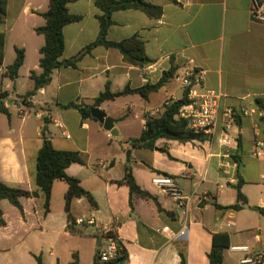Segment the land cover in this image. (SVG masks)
Here are the masks:
<instances>
[{
  "label": "crops",
  "instance_id": "obj_1",
  "mask_svg": "<svg viewBox=\"0 0 264 264\" xmlns=\"http://www.w3.org/2000/svg\"><path fill=\"white\" fill-rule=\"evenodd\" d=\"M96 1L75 0L67 5L69 13L80 16L81 20L63 29L62 59L75 56L97 40L98 16L102 12ZM147 1L162 8L161 17L150 18L139 9L116 11L112 14L107 40L120 42L139 36L153 64L144 68L131 66L117 49L100 45L84 56L77 68L54 70L50 84L29 97L26 105L14 94L21 72L30 79L27 93L34 87L31 72L37 75L42 72L40 48L45 39L35 30L45 25L41 14L48 10L49 0H7L6 18L0 24L5 35L4 55L9 44L25 53L15 81L6 76L10 65L4 64L5 56L0 64V93H8L5 105L9 115L13 104L24 107L20 114L26 121L32 117L30 109H33L45 124L43 137L55 149L83 155L85 163L72 164L66 172L79 180L98 207L92 208L84 197L73 200L71 213L75 228L81 232L75 234L68 230L65 212L68 185L64 181L54 182L48 213L43 193L36 198H21L22 209L2 200L0 264H37L36 256L41 257L42 264H70L75 253L79 264H94L98 251L109 243L102 236V228L113 229L125 249L124 264H182V255L186 264H209L213 238L220 234L228 236L223 264H264V216L258 211L259 207L264 208V174L260 167L241 170L243 159L251 164L254 159L264 162L263 113L255 105L256 99L264 101V21L252 14L253 0ZM29 54L36 57L29 60ZM172 62L179 67L170 79L176 80L174 89L168 88L169 80L147 100L138 94H128L98 106L106 112L104 106L117 101L119 114L117 118L111 116L117 137L111 136L95 119L83 120L78 110L60 107L72 102L92 105L107 83L113 93L126 87L137 89L156 84ZM191 70L202 74L205 89L225 96L223 107L240 113V125L229 133L233 140L227 147L222 146L219 130L216 138L205 142L182 144L160 139L153 150L132 147L128 141L141 135L149 115L157 116L164 104L182 98L185 90L182 78ZM178 93L182 94L179 98ZM125 110L126 114H120ZM129 113L134 115L133 124L139 122L141 127L138 136L125 133L130 124ZM58 119L63 121L58 123L62 125L59 128L63 138L47 136L51 124ZM37 129H42L41 124ZM104 132L107 138L127 143L125 151L127 154L130 151L129 160L123 162L121 156L103 152ZM41 147L40 142H35L31 152L28 151L24 137L17 140L15 130L0 135V181L10 187L35 190ZM228 148L239 162L234 156L223 158ZM127 168L131 169L136 183L155 199L132 197L131 200L129 188L116 183L124 178ZM158 176L172 178L185 195L193 196L188 219L154 185L153 180ZM239 177L244 181L241 191L248 200L247 206L239 211L217 208L215 205L228 207L237 202ZM89 220H94L95 225H89Z\"/></svg>",
  "mask_w": 264,
  "mask_h": 264
},
{
  "label": "trees",
  "instance_id": "obj_2",
  "mask_svg": "<svg viewBox=\"0 0 264 264\" xmlns=\"http://www.w3.org/2000/svg\"><path fill=\"white\" fill-rule=\"evenodd\" d=\"M75 0H49L48 10L41 14L45 19V25L36 28V33L42 35L45 39L44 45L40 48V68L41 74L37 75L34 71L31 72L30 78L33 81V90L27 93L25 100L34 96L38 90L50 84L53 72L56 69L63 67L77 68L78 63L84 56L90 54L97 46H105L106 48L117 49L123 56L125 63L144 68L154 63L145 53V45L139 36H133L120 42H111L107 40V33L110 26L113 24L112 14L116 11L127 9L142 10L148 17L157 19L162 15V8L149 3L147 0H97L96 6L101 10L102 14L98 16L100 23V32L97 40L75 56L69 59H62L65 50V39L63 29L66 25L78 22L80 16H75L69 13L67 5ZM263 1V0H260ZM7 0H0V24H3L6 18ZM5 35L0 31V64L4 61ZM16 58L12 65L7 68L6 76L15 81L19 76V70L24 63L25 53L23 49L15 48ZM178 65L172 62L169 70L164 71L162 78L156 84H147L137 89L126 87L121 92L113 93L110 90V85L107 83L105 90L94 100L92 105L72 102L67 105H60L64 109H76L81 114L83 120L91 117V109L98 107L102 102L114 100L117 97L138 94L143 99H149L152 93L159 91L170 79L174 78ZM189 88L184 90L181 99L169 101L164 104L162 111L157 115H149L146 118V127L141 135L137 138H132L128 143L134 148H145L153 150L156 148V142L160 139L177 141L185 144L188 142H205L211 139L208 135L195 133L188 128L187 121L178 118L180 109L188 104ZM8 93L6 91L0 93V113L9 115L5 105ZM24 104L25 101L23 102ZM27 105V104H26ZM255 105L259 111L263 113L261 121L264 124V101L256 99ZM47 122V119H44ZM241 118L237 114V124L240 125ZM238 149L241 148V139L238 138ZM234 159L239 162L237 156ZM84 164L83 155L78 151H61L53 147L52 142L47 138H43V144L37 155V168L35 176V190H26L22 188L10 187L0 181V202L8 200L15 207L22 209L21 198H36L40 193L45 197L46 213L50 209V201L52 197V188L55 181H64L68 185V191L65 195V212L68 219V230L71 233H81L75 228L76 221L71 213V204L76 198H86L92 208H97V203L93 196L81 187L78 179L69 176L66 172L67 168L72 164ZM119 185H126L130 190L132 197H137L144 200L155 199L153 196L144 191L134 179L132 171L127 168L125 176L122 180L116 181ZM244 181L239 177L236 185L237 202L228 207L215 205L219 209L239 211L247 206L248 200L242 193L241 188ZM160 208V207H159ZM258 211L264 216V208H258ZM0 223L2 220V211L0 210ZM228 245V236L224 234L215 235L213 238V247L209 254V264H223L224 256L223 249ZM37 264H42V259L39 256L35 257ZM126 260L125 249L122 248L119 256L106 263H100L97 260L94 264H124ZM70 264H79V256L73 254ZM182 264H186L185 258L182 255Z\"/></svg>",
  "mask_w": 264,
  "mask_h": 264
},
{
  "label": "built area",
  "instance_id": "obj_3",
  "mask_svg": "<svg viewBox=\"0 0 264 264\" xmlns=\"http://www.w3.org/2000/svg\"><path fill=\"white\" fill-rule=\"evenodd\" d=\"M251 12L256 19L264 21V1L253 0ZM184 89L189 88L188 104L184 105L178 114V118L187 121L188 128L195 133L208 135L216 138L218 131L222 132V138L219 141L222 146H228L230 140L229 133L237 128L236 110L230 107H223L222 93L205 89L203 86V76L195 71H187L182 78ZM62 127V125H59ZM234 156L231 149L228 148L223 154V158L231 159ZM163 193L169 196L180 210L185 219H188V208L192 202L193 196L185 195L177 186L175 180L166 176H158L153 180ZM89 225H95L94 220L88 221ZM102 236L108 238V245L105 249L99 250L97 260L100 263H106L116 259L122 249L113 234V229L102 228ZM235 250L244 248H234ZM251 260H245L248 262Z\"/></svg>",
  "mask_w": 264,
  "mask_h": 264
},
{
  "label": "rangeland",
  "instance_id": "obj_4",
  "mask_svg": "<svg viewBox=\"0 0 264 264\" xmlns=\"http://www.w3.org/2000/svg\"><path fill=\"white\" fill-rule=\"evenodd\" d=\"M36 56L29 54V60H31V58H35ZM16 58V52L14 50L13 45L9 44L8 49L5 53V61L4 64L6 65H11L14 60ZM175 83L176 80H170L169 84H168V88L170 89H174L175 88ZM31 83H30V79L25 75V72H21L20 76H19V85L17 86V93L14 94L15 98H20L22 99V102L25 101V103L27 105H29L28 100L24 99L25 95L27 94V92L30 90ZM181 93H178L177 98L181 97ZM120 103V102H119ZM10 108V115H6L3 113H0V135H5L7 133H10L11 130H15V136L17 137V140L19 139V137L23 136L26 142V146L28 151L31 152L34 143H41L43 144V133H44V129L45 128V124L43 122V119L38 115V113L36 114L35 111H33V109H30L32 112V117L27 118V120H23L22 115L20 114V110H25L24 107H19V106H15L13 104V106L9 107ZM106 113L108 114V116H113L115 118H117V101L115 102V104L113 103H109L107 106H104ZM127 111H123L120 114H126ZM129 117L127 118L128 122H130V124L128 125L129 127L125 130V133L128 134V136H138L139 135V130L141 129L139 122L135 125L133 124V113L128 115ZM63 122L61 119H58V121L55 124H51V128L50 134H47V136H53L54 138H63L61 135L62 130L59 128L58 123ZM41 124L42 129L38 130L37 127ZM124 130V129H122ZM105 133V132H104ZM39 134V135H38ZM107 134H104L103 140H104V149L103 152L104 153H108L110 154V156L116 155V156H121V159L123 160V162L126 161L127 159V151H125L126 147L128 146L127 143L124 142H120L114 139H110L109 137L107 138L106 136ZM100 140L102 141V139L100 138ZM120 147L123 150H120ZM31 148V150H30ZM254 162L251 164L248 160L243 159L242 163H241V170H243L244 168H252V167H260L262 169V174H264V162H259L257 159L253 160Z\"/></svg>",
  "mask_w": 264,
  "mask_h": 264
},
{
  "label": "water",
  "instance_id": "obj_5",
  "mask_svg": "<svg viewBox=\"0 0 264 264\" xmlns=\"http://www.w3.org/2000/svg\"><path fill=\"white\" fill-rule=\"evenodd\" d=\"M91 117L93 119H95L96 121H98V123L101 125V127L110 133L111 136L117 137L118 135V131L117 128L115 127V123H114V119L111 118L110 116L107 115V113L98 108V107H94L91 109ZM45 133H43L44 135ZM128 160H129V155H130V151H128Z\"/></svg>",
  "mask_w": 264,
  "mask_h": 264
}]
</instances>
